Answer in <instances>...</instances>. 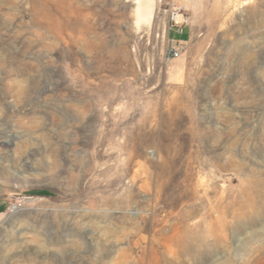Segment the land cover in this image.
I'll use <instances>...</instances> for the list:
<instances>
[{
  "label": "rangeland",
  "instance_id": "rangeland-1",
  "mask_svg": "<svg viewBox=\"0 0 264 264\" xmlns=\"http://www.w3.org/2000/svg\"><path fill=\"white\" fill-rule=\"evenodd\" d=\"M137 1L0 0V264H264V0Z\"/></svg>",
  "mask_w": 264,
  "mask_h": 264
},
{
  "label": "built area",
  "instance_id": "built-area-1",
  "mask_svg": "<svg viewBox=\"0 0 264 264\" xmlns=\"http://www.w3.org/2000/svg\"><path fill=\"white\" fill-rule=\"evenodd\" d=\"M191 26V16L188 9L175 0L168 2L158 19V28L162 38L167 43V59L174 60L180 58L186 50L188 41H176L170 38L171 31L177 34H184L185 29ZM15 208V206H14Z\"/></svg>",
  "mask_w": 264,
  "mask_h": 264
},
{
  "label": "bare ground",
  "instance_id": "bare-ground-1",
  "mask_svg": "<svg viewBox=\"0 0 264 264\" xmlns=\"http://www.w3.org/2000/svg\"><path fill=\"white\" fill-rule=\"evenodd\" d=\"M154 15L153 0H138L135 14V23H142L148 26Z\"/></svg>",
  "mask_w": 264,
  "mask_h": 264
},
{
  "label": "crops",
  "instance_id": "crops-1",
  "mask_svg": "<svg viewBox=\"0 0 264 264\" xmlns=\"http://www.w3.org/2000/svg\"><path fill=\"white\" fill-rule=\"evenodd\" d=\"M184 34H187V35H188V39H187V41L189 42V41L191 40V38H192V34H193L191 26H190V27H187V28L185 29Z\"/></svg>",
  "mask_w": 264,
  "mask_h": 264
},
{
  "label": "water",
  "instance_id": "water-1",
  "mask_svg": "<svg viewBox=\"0 0 264 264\" xmlns=\"http://www.w3.org/2000/svg\"><path fill=\"white\" fill-rule=\"evenodd\" d=\"M155 11H156V3H155ZM154 16H155V13H154ZM153 20H154V17H153V19H152V22H153Z\"/></svg>",
  "mask_w": 264,
  "mask_h": 264
}]
</instances>
